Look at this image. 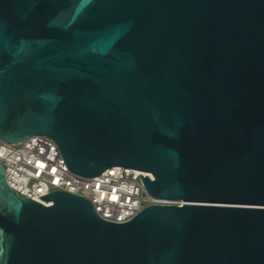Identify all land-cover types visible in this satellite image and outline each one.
<instances>
[{"label":"water","instance_id":"water-1","mask_svg":"<svg viewBox=\"0 0 264 264\" xmlns=\"http://www.w3.org/2000/svg\"><path fill=\"white\" fill-rule=\"evenodd\" d=\"M37 134L183 204L110 222L0 165V264H264V0H0V140Z\"/></svg>","mask_w":264,"mask_h":264},{"label":"built area","instance_id":"built-area-1","mask_svg":"<svg viewBox=\"0 0 264 264\" xmlns=\"http://www.w3.org/2000/svg\"><path fill=\"white\" fill-rule=\"evenodd\" d=\"M0 165L9 186L20 196L52 204L38 196L55 190L86 198L100 218L123 223L153 204L181 206L183 201L151 195L139 174L151 172L114 166L86 177L68 169L57 143L45 135H32L17 143L0 140Z\"/></svg>","mask_w":264,"mask_h":264}]
</instances>
